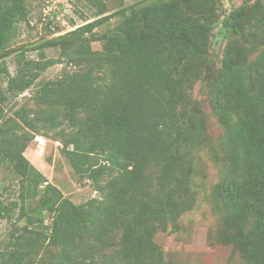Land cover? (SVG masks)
<instances>
[{"label":"trees","instance_id":"1","mask_svg":"<svg viewBox=\"0 0 264 264\" xmlns=\"http://www.w3.org/2000/svg\"><path fill=\"white\" fill-rule=\"evenodd\" d=\"M90 4L93 21L46 40L36 59L15 54L13 75L0 65V168L19 183V200L0 202V218L17 210L25 224L8 232L0 264H43L44 256L45 264H166L153 236L193 207L184 147L202 122L189 90L220 0H135L118 11L100 51L91 49L93 30L111 16L104 0ZM30 12L28 0H0V61ZM221 33L228 44L206 93L226 141L213 201L244 264H264V0L224 12ZM61 63L70 69L18 105ZM34 134L59 142L98 197L76 205L49 183L23 155Z\"/></svg>","mask_w":264,"mask_h":264},{"label":"rangeland","instance_id":"2","mask_svg":"<svg viewBox=\"0 0 264 264\" xmlns=\"http://www.w3.org/2000/svg\"><path fill=\"white\" fill-rule=\"evenodd\" d=\"M251 1L253 0H220L222 8L217 12V19L210 25L205 63L189 90L192 103L200 109L202 122L200 125L198 118L193 129L189 131L184 147L187 162L192 165L186 193L194 198V204L191 210L183 213L173 225H168L166 230L155 232L153 236L154 243L163 252L166 264H244L239 253L227 241L228 231L223 222V209L213 201L214 190L225 170L221 159L226 141L224 128L211 114L206 93L209 81L220 67L228 44V39L221 33L223 14ZM104 2L107 7L106 15L111 18L93 30L95 40L90 44L94 51L102 49L101 36L121 22V18L117 16L118 11L133 4L135 0ZM28 6L31 9L29 16L19 23L17 35L0 61V65L11 75L15 72L14 55L18 52L25 51L29 59H36L40 46L46 40L69 34L75 28L95 19V9L90 0H28ZM246 43L242 40L240 46H248ZM44 52L49 59L54 60L58 56L53 48H47ZM253 58L254 54L246 55L247 62ZM69 69L65 63L48 67L40 74L35 85L16 99L18 105L29 99L42 83L57 79ZM3 86L0 80V88ZM8 99L10 102L13 100L11 96ZM8 103L3 104L5 109ZM7 114L11 116L12 111L8 110ZM36 137L38 139H35ZM61 148L59 142L34 134L23 155L49 183L57 187L63 196L74 204L97 198L98 194L90 182L74 173ZM18 184L15 174L0 168V202L9 204L18 201ZM17 214L15 210L11 219L0 218V250L8 240L9 231L15 226L25 225L23 219H16ZM42 254L44 255L43 252L39 255ZM39 259L38 256L36 260ZM45 263L46 256L43 257V264Z\"/></svg>","mask_w":264,"mask_h":264}]
</instances>
